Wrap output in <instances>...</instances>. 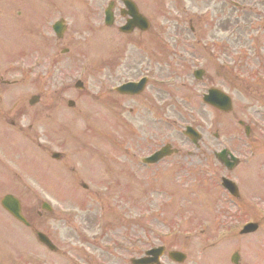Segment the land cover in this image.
Returning a JSON list of instances; mask_svg holds the SVG:
<instances>
[{
	"label": "rangeland",
	"instance_id": "374dc122",
	"mask_svg": "<svg viewBox=\"0 0 264 264\" xmlns=\"http://www.w3.org/2000/svg\"><path fill=\"white\" fill-rule=\"evenodd\" d=\"M109 1L0 0V77L10 82H0V161L7 166L3 170L6 167L0 163L1 179L6 181L0 179V200L5 195L18 197L32 228L59 240L67 255L60 260L63 255L39 247L27 236L29 231L1 208L0 244L4 242L6 251L21 264H30L21 248L25 244L56 264H130L131 258L153 245L185 253L183 264H202L213 239L228 254L237 247L228 243L233 237L226 242L220 239L219 229L233 231L235 224L261 219L264 203L259 201H264V194L251 189L249 198L234 205L219 196L220 202L207 209L210 183L202 195L200 181L215 180L213 168L218 166L212 153L223 147L237 155L249 148L257 150L255 172L248 174L247 182L264 181L263 22L245 16L243 32L231 37L226 35L231 27L219 17L230 9L219 7L215 0H134L152 25L131 38L103 25V9ZM254 1L264 11V0ZM185 4L192 7L188 13L180 10ZM208 8L211 13H206ZM60 18L65 19L67 31L58 41L51 26ZM232 63L235 68L229 73L217 71L219 64ZM195 64L208 73L204 85H217L235 100L232 113L219 114L201 105L197 95L201 86L189 73ZM144 75L152 80L175 76L178 82L188 80L184 87L178 84L165 90L149 84L143 97L135 99L107 92ZM236 77L242 81H235ZM76 80L83 82V89L73 87ZM34 95L40 100L30 107L28 99ZM20 111L24 116L19 118ZM251 115L260 129L252 127ZM7 120L17 123L14 130L9 131ZM239 121L252 128L256 141L245 137ZM186 123L201 132L200 151L183 137L179 128ZM27 131L32 140L23 145L15 141V153H8L12 140L1 133ZM42 142L47 152L38 147ZM164 143L183 151L156 165L141 164V158ZM185 150H193L195 156L187 157ZM52 152L61 154V159H51ZM242 166L234 174L243 176ZM43 201L52 212L36 218V212L42 214ZM261 225L264 229V222ZM6 231L17 243L8 241ZM259 243H264V235L251 237L246 244L253 264L264 262ZM212 254L208 252V261ZM244 260L243 264H251ZM160 264L171 263L164 256Z\"/></svg>",
	"mask_w": 264,
	"mask_h": 264
},
{
	"label": "flooded vegetation",
	"instance_id": "af4514ba",
	"mask_svg": "<svg viewBox=\"0 0 264 264\" xmlns=\"http://www.w3.org/2000/svg\"><path fill=\"white\" fill-rule=\"evenodd\" d=\"M120 9L118 8V11H117V14H116V16H117V18L118 19H122L123 20V22H122V24H125L126 23V20H127V17H120V12L121 11H119ZM188 25H189V27H188V30H189V32H191V34L193 33V27H192V25H191V20H189V22H188ZM133 33H135V31H133ZM133 33H131V35L133 34ZM195 36H187V38H189L190 40L191 39H193ZM178 38V40L180 41V38L179 37H177ZM1 79V78H0ZM0 82L1 83H3V81L2 80H0ZM132 97H137V96H132ZM12 127H14L15 126V124L13 123V122H11V123H9ZM153 124H154V120H153ZM27 130H29L30 131V128L29 129H27ZM249 136H248V138H253V139H255V141H256V139L257 138H254V134H253V132H251V129L249 130ZM30 135L31 134H29V132L27 131V132H25V133H20V139L22 140V141H26V140H28L29 139V137H30ZM186 138V137H185ZM186 140L187 141H189L187 138H186ZM202 141V139H200V142ZM190 142V141H189ZM191 143V142H190ZM192 144V143H191ZM167 145H169L168 143H167ZM193 145V144H192ZM170 146H171V144H170ZM2 146H0V148H1ZM194 151H200V149L199 148H197V149H194ZM194 151H187L186 152V150H185V154H186V156L187 157H189V158H192V157H194L195 156V153H194ZM254 157V161H251V164H252V166H254V163H255V161H256V159H257V157H255V156H253ZM164 159V158H163ZM163 159H161V160H163ZM160 160V161H161ZM159 161V162H160ZM225 161V160H224ZM230 164H231V162H228V165L230 166ZM219 165V164H218ZM241 165V163H240V161H239V164L236 166V168L238 167V166H240ZM220 167V170H221V172H223V174L224 175H226V174H231L236 168H234V169H232L231 171H228V169L225 167V166H223V165H219ZM239 261H241V259H239Z\"/></svg>",
	"mask_w": 264,
	"mask_h": 264
},
{
	"label": "water",
	"instance_id": "95a60500",
	"mask_svg": "<svg viewBox=\"0 0 264 264\" xmlns=\"http://www.w3.org/2000/svg\"><path fill=\"white\" fill-rule=\"evenodd\" d=\"M2 206L9 212L11 213L16 219L23 221L20 215V209H19V204L12 199L11 197H7L2 201ZM170 257L174 260L180 261L183 256H181L178 253H171ZM178 257V258H177ZM142 260L135 261V264H142Z\"/></svg>",
	"mask_w": 264,
	"mask_h": 264
}]
</instances>
